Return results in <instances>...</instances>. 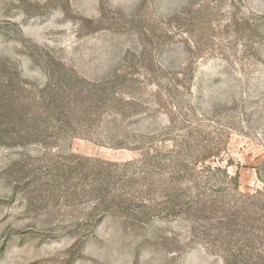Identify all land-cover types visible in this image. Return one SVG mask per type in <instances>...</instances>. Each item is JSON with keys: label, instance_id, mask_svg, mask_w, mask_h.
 <instances>
[{"label": "rangeland", "instance_id": "obj_1", "mask_svg": "<svg viewBox=\"0 0 264 264\" xmlns=\"http://www.w3.org/2000/svg\"><path fill=\"white\" fill-rule=\"evenodd\" d=\"M0 264H264V0H0Z\"/></svg>", "mask_w": 264, "mask_h": 264}]
</instances>
